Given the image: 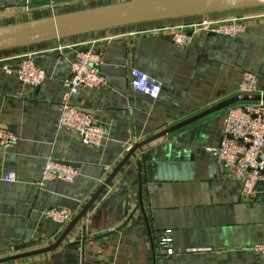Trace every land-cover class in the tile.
Returning <instances> with one entry per match:
<instances>
[{
    "label": "crops",
    "instance_id": "1",
    "mask_svg": "<svg viewBox=\"0 0 264 264\" xmlns=\"http://www.w3.org/2000/svg\"><path fill=\"white\" fill-rule=\"evenodd\" d=\"M120 1L0 0V26ZM206 17L242 18L245 27L235 37L197 30L188 45L174 41L178 26ZM92 43L103 50L107 84L73 94L64 79L76 51ZM32 52L46 72L38 86L3 68ZM0 60V127L18 136L11 146L0 142L1 259L56 242L71 221L60 225L45 209L66 207L76 216L135 143L239 94L244 71L257 73V93H264V5L50 40L0 51ZM132 68L162 83L157 99L132 87ZM64 102L93 113L106 130L101 146H85L79 134L55 126ZM225 113L138 148L57 248L0 264H264V252L253 250L264 242V181L246 195L211 150ZM48 158L80 173L72 182L43 180ZM168 228L173 254L160 245Z\"/></svg>",
    "mask_w": 264,
    "mask_h": 264
},
{
    "label": "built area",
    "instance_id": "2",
    "mask_svg": "<svg viewBox=\"0 0 264 264\" xmlns=\"http://www.w3.org/2000/svg\"><path fill=\"white\" fill-rule=\"evenodd\" d=\"M244 27L245 21L242 18L213 20L206 17L195 23L178 26L172 36L176 43L188 45L193 32L197 30L235 37ZM102 53L103 50L94 43L76 51L71 63V73L64 79V85L71 93L77 94L83 87L94 89L107 84V77L100 70L103 64ZM34 54L15 55L11 57L13 63H3V68L7 73H16L23 83L38 86L45 80L46 72L37 64ZM258 79L257 73L244 71L239 93H257ZM131 85L153 99H157L162 90V83L156 77L139 68L131 70ZM55 126L79 134L85 146L99 147L106 136L105 128L97 122L91 111L69 102L60 105ZM17 140L18 136L13 130L0 127L2 145L11 146ZM211 150L217 162L224 167L227 178L241 181L243 192L246 195L253 194L257 185L264 181V100L239 101L226 107L221 141ZM42 172L43 180L61 179L72 182L80 169L73 163L48 158ZM6 178L13 181L15 174L8 172ZM43 213L60 225H67L75 216L69 208L57 206L49 207ZM172 244V229H165L160 236V245L168 254H173ZM253 250L264 252V242L254 244Z\"/></svg>",
    "mask_w": 264,
    "mask_h": 264
},
{
    "label": "water",
    "instance_id": "3",
    "mask_svg": "<svg viewBox=\"0 0 264 264\" xmlns=\"http://www.w3.org/2000/svg\"><path fill=\"white\" fill-rule=\"evenodd\" d=\"M264 0H125L90 8L73 10L0 26V51L94 31L183 16L207 15L215 12L263 6ZM264 100V94H236L186 120L137 142L97 190L86 206L71 220L60 238L49 246L1 258L0 263L43 253L57 248L109 184L131 155L141 146L165 136L187 124L239 101Z\"/></svg>",
    "mask_w": 264,
    "mask_h": 264
},
{
    "label": "trees",
    "instance_id": "4",
    "mask_svg": "<svg viewBox=\"0 0 264 264\" xmlns=\"http://www.w3.org/2000/svg\"><path fill=\"white\" fill-rule=\"evenodd\" d=\"M228 11H230V10H228Z\"/></svg>",
    "mask_w": 264,
    "mask_h": 264
}]
</instances>
